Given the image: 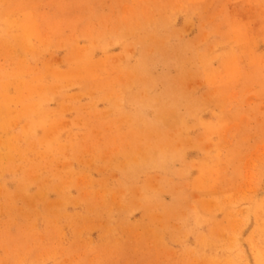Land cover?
Instances as JSON below:
<instances>
[{
    "label": "rangeland",
    "instance_id": "rangeland-1",
    "mask_svg": "<svg viewBox=\"0 0 264 264\" xmlns=\"http://www.w3.org/2000/svg\"><path fill=\"white\" fill-rule=\"evenodd\" d=\"M0 264H264V0H0Z\"/></svg>",
    "mask_w": 264,
    "mask_h": 264
}]
</instances>
